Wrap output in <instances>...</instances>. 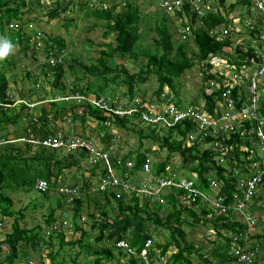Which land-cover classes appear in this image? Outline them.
<instances>
[{"label": "trees", "instance_id": "16d2710c", "mask_svg": "<svg viewBox=\"0 0 264 264\" xmlns=\"http://www.w3.org/2000/svg\"><path fill=\"white\" fill-rule=\"evenodd\" d=\"M45 1L39 0L38 3L43 4V6L41 5L42 8H47L48 21L59 18L62 14H66L71 10L78 11L86 8L88 15H93L96 19L105 21V36H109L114 32L115 40L105 44V49L100 51L97 63L92 60L91 63L77 59L73 60L75 66L69 65V67L74 70L77 66L79 69L84 70L88 74L89 80L87 85L77 84L71 91H68L66 89L67 85L60 82L65 74L64 66L59 65L61 60L59 52L66 48L64 40L61 37L52 38L46 36L47 38H45L43 35H39L38 32L40 31H27L26 26L36 23H31V21H35L38 18L41 19L43 16L40 10L33 9L32 0H0V38L7 39L13 46H19L25 53L31 48L35 52L38 50L42 52L41 55L33 54L32 63L25 70V77L33 78L37 83L42 80L49 81L50 85L61 90L58 95L63 98L56 100V97H52L48 105L39 106L37 104L36 116L33 117L30 104L35 102L25 100L18 104L17 99L11 93L10 78L6 75L5 70L13 64V61L6 57L1 60L0 68V128L4 127L6 123H16L22 120V111L27 109L31 111L30 113L28 112L31 133L34 135V139L41 141L51 138V136H58L57 134L60 132H45L44 129L49 127L48 117L50 115L57 118L61 110L68 108L67 105L73 109L82 108L80 117L82 118L83 127L87 125L89 119H95L97 121L95 130L102 136V141L107 144L111 143L117 135L113 132L114 128L136 133L140 143L138 149L130 150L123 156H119L116 153L115 156L121 158L122 161L131 160L133 162L134 167L130 170L131 174L137 173L143 176L145 174V166L148 164L150 166V172L147 173L149 178L158 177L160 179L167 177L172 172L168 167L169 158L174 154H179L182 161L180 168L188 169L189 178L194 179L195 185H198L201 193L193 199L192 204H197L195 206H189L182 201L183 190L177 186L163 187L159 192L152 193V196L149 194L141 196L136 190H133L122 197H117L113 190L107 189L103 191L99 190L97 186L94 190L96 193H92L91 186L93 185L88 178L80 188L81 193H84L86 198L74 197L72 199L74 235L79 233L80 235L77 238L72 236L69 241L65 242V226L60 225L55 232L50 234L49 238H46L43 235L41 225L28 228L22 223L25 213L21 210L16 211L13 208L14 201L6 191L9 187L7 185L10 184L9 178L12 176V179H15V183L26 191L35 188L37 179L49 181L51 189L54 186L57 187L58 183L65 185L67 179L64 178V169H69L73 166L81 167L82 160L80 159L87 160L90 152L86 148H78L69 150L70 153H65V147H47L43 146L41 142L33 143L19 140L23 137L19 134H16L14 138H9L8 134L0 133V135H6L7 139H12L11 142L0 145V212L4 216L14 217L13 230L6 236V241L9 243V252L5 258H2L3 250L0 247V258L2 259L0 264H15L17 260H20V264L31 260V255L34 253L29 251V244L34 252L39 255L41 262L43 256L49 257L50 261L47 264H84L85 262L80 258L82 253L85 258L93 254V259L87 260L89 264H107L109 261H115V264H141L142 261V264H147L143 258L144 251L149 258L156 261L160 258V253H157L156 248L161 249V254H166L172 244H175L177 251L170 256L167 264H193L192 256L194 254L199 256L204 264H214L210 261V258L205 257L200 252L199 248L195 247L194 243H190L186 239V231L182 226L187 223L188 216H194L197 221L202 219L198 216L195 207L201 205L203 193L206 194L212 191L209 185V177L223 180L222 191L225 190L227 195H231L236 190L239 173L235 174V167L230 166L228 162H220L218 159L219 154L213 148V145L210 146L211 141L222 140V138L207 133L208 131L200 128L198 122L191 123L187 118L181 124L172 126L161 122H151L147 126H141V124L145 122L144 114H147V116L154 115L148 106L150 103L160 105L171 101L177 108L188 110L193 107L201 108L199 104V98H201L205 104L204 109H208L209 114H215L218 102L223 99V93L226 91H222V87H216L224 84L223 78L228 79L230 84L233 85L229 96L234 99L235 110L242 108L247 96L245 95V90L243 92L240 81L243 80L247 86L250 83L249 76L247 77L244 72L251 70L249 72L251 74L256 68L255 62L259 60L258 50L263 44V40L256 34L261 33L262 28L260 27L264 23H259L263 20H258V17L252 12V17L255 20L248 21V26H242V28L248 29L249 37L254 42L250 45H245L239 39H236L235 34L237 32L235 30L238 31L241 28L235 24V17L232 12L238 7L241 9L244 7L249 8L252 1L239 0L227 7V0H218L215 6L210 4H214L216 0H181V5L176 7L174 11L176 15H182L183 12H186L187 17L185 18L184 26H189V32L185 28L183 29L184 37L187 39L182 41H176L174 33L172 31V33L169 32L171 26L168 24V20L173 21V18L170 17L172 15L165 7L167 15L164 16V19L158 21L159 17H156L157 19L153 20L155 23L154 30L160 37H154L151 41L153 48L147 50L142 49L140 46V43L147 38V35L143 34L146 30L141 29L140 23L151 25V21L142 15L143 11L133 0H125L126 5L121 11H117V4L114 0H99V7L91 4L90 0H51L50 4ZM106 1H113L114 4L106 7ZM222 7L225 8L226 13L222 11ZM33 11L35 15L32 14ZM25 14L30 16V21L24 18ZM193 23H198V26L193 25ZM150 27H148V33L151 31ZM215 29L217 30L216 33H214ZM225 31L227 32L225 33ZM229 32L234 34L229 35ZM88 41L90 44L93 43L89 39ZM191 41H193L195 49H191ZM234 42L237 43L232 52L227 51V48L232 46ZM111 48L114 49L112 55L121 59H137L143 54L146 55L148 57L147 69L143 68L140 72H133L129 71L126 65H122L120 68L110 66L107 57L110 56L109 50ZM41 57H45V59H41ZM223 58H226L228 64L232 65L228 66L225 71L230 70L238 74V77L235 78L233 74L227 75L221 73V71L212 72V60ZM196 63L203 71V79L197 85L199 88L198 93L190 100L191 104L185 105L177 79L184 76L185 72L193 68ZM204 67H207L206 71ZM122 74L125 76L124 80L128 83V89L123 94H117L114 85L117 83L116 79L118 76H122ZM150 74L157 76L159 87L155 90V95L152 98H146L144 94H140L136 84L146 81ZM215 74L221 76L214 77ZM51 79L53 80L51 81ZM110 87L114 89L113 92L107 91ZM164 87L171 89L173 95L166 93ZM43 92H45V88ZM90 92H96L95 96L98 98L104 96L112 103L115 101L114 107H117L118 104V107L125 111L133 108H137V110L131 113L125 112L122 115L118 113L109 115L105 113L103 108L87 99ZM106 92L111 94H106ZM78 96L86 98L79 100ZM21 100H24V98H21ZM40 101L43 100L38 102ZM261 102L262 106L260 109L262 114H264V99ZM19 105L22 106L20 111L16 110L13 115L8 113L10 109ZM162 131H165L166 134L162 135ZM29 133L24 135V137L28 136V139H32ZM191 135H194V137L191 140L192 143H189L187 136ZM69 137L71 136L67 132L62 134L63 140H67ZM204 137L206 141L203 139ZM225 139L227 140L224 141V144L229 146L232 152L235 151L236 153V157L232 158V162L236 164V167L240 168V172H244V174L251 172L253 168H251L250 164L248 165V162L256 166L254 162L258 156L244 161L242 155L255 152L253 142L257 143V141L255 139L251 140L248 135L243 136L242 129L236 130L235 133L230 135V138ZM144 140L158 141L163 148L167 147L169 150L167 158L163 161L153 160L149 153L151 152L150 149L142 148ZM207 143L208 146H204ZM242 145L249 149L245 151ZM105 149H108V147ZM115 157L112 158L113 164H115ZM33 162L35 163L34 165H29ZM259 165L263 167L261 163ZM96 167H99L98 170H102L101 175L103 177L106 171L104 163L99 161ZM120 168L122 171L127 170L123 167ZM54 169L57 170L55 171ZM90 170V176L95 177L97 169ZM151 173L153 175L149 176ZM142 176L139 181L134 182L139 183L145 180ZM170 176L174 177V180L175 178L178 180V177ZM76 178V174H73L72 179ZM150 182L159 185L160 180L151 179L147 181V183ZM68 186L75 189L79 184L75 182L68 184ZM51 189L42 192L45 197H49ZM67 195L63 194L65 197ZM156 195H162L161 199L155 200L154 196ZM85 200L87 202L93 200L95 206L101 209L102 217L99 222L93 221L91 230H86L81 223ZM254 200L264 201V187ZM58 205H62V202ZM35 206L36 204L33 205V207ZM164 207H169L166 218H162L160 215V211ZM254 208L252 204L251 210H254ZM116 209L119 210L118 213L111 217L110 214L114 213ZM50 212L46 222L47 225L53 227L56 222L55 210L51 209ZM202 212L207 214L209 210L203 208ZM230 216H233L232 213L229 215L221 214L214 219V222L225 220L223 226L228 232H231V235H222L220 233L226 242L221 245L217 244L215 247L213 251V256L217 259L215 264H262L264 262V230L260 234L255 235L256 240L249 244L244 241L243 234H241L248 228L247 223L237 219L229 221ZM1 222L3 221H0V224H2ZM150 223L169 228L172 240L164 243L156 242V245L150 244L148 248L146 243L154 241ZM234 234L240 235L238 242L243 248V252L249 254L248 259H241L239 256L229 254L228 250L232 244V235ZM93 235L95 237L94 242L91 240ZM55 240L59 242L57 249L54 247ZM121 241H124L126 246H118ZM96 242L105 244L97 247V245L95 246ZM67 245H79L80 250L69 253L67 252ZM43 264H46V262H43Z\"/></svg>", "mask_w": 264, "mask_h": 264}, {"label": "rangeland", "instance_id": "374dc122", "mask_svg": "<svg viewBox=\"0 0 264 264\" xmlns=\"http://www.w3.org/2000/svg\"><path fill=\"white\" fill-rule=\"evenodd\" d=\"M39 1V0H38ZM37 0H32L31 5L33 6V9H38L42 13V18L37 19L26 26L27 31L31 32H38L39 35H43V37H61L65 44L66 48L63 51L59 52L60 62L59 65L64 66L65 74L61 78V83H65L67 85L66 89L68 91H71L74 86L77 84L79 85H87L88 84V74L85 73L84 70L79 69L77 66L73 70L69 67V65L75 66L74 59H77L79 61H83L86 63H91V60L95 63H97V59L100 56V51L105 49V44L114 42L115 40V33L112 32L109 36H105L106 31V25L104 24L105 21L96 19L93 15H88L86 13V8L79 9L78 11H69L66 14H62L59 18H56L54 20L48 21L47 16V8H42L41 5L43 4L38 3ZM85 1V0H83ZM136 5L143 11L142 15L145 16L147 19L151 21V25H148L147 23H140V27L142 30H146L144 32V35H147V38L140 43V46L142 49H152L153 44L152 40L154 37L159 38L160 35L156 33L154 30L155 23L153 20H156V17L158 18V21H161L164 19V16L167 15L166 8L169 10V13L171 18H173V21L168 20V24L171 26V30L169 32L174 33V39L176 41L179 40H185L187 39L184 37L183 29H184V22L186 16V12H183L182 15H176L174 10L169 9L168 6H166L165 0H133ZM239 0H227L226 6H230L231 3H235ZM256 4L258 5V0H255ZM47 4L51 3V0L45 1ZM114 2L117 4V11H121L122 8L126 5L125 0H114ZM113 1H106L105 6L110 7L114 4ZM91 4H95L99 7L100 2L99 0H90ZM217 3V2H214ZM214 5V4H212ZM254 5V4H253ZM41 7V8H40ZM72 9V8H71ZM222 11L225 13L226 10L224 7L221 8ZM42 10V11H41ZM35 15L34 11L32 13ZM232 15L235 17L234 22L237 24L241 29H238L237 34H235L236 39H239L240 42L244 43L245 45H250L254 42V40L249 37L248 29L242 28V26H248V21H252L251 15L244 14L243 16L240 15V11L237 8V10H234L232 12ZM25 19H28L30 21V16L27 14L24 15ZM245 19V21H243ZM242 21V22H240ZM187 22V21H186ZM240 22V23H239ZM242 23V24H241ZM193 25L198 26V23H193ZM151 26V27H150ZM148 27L151 28V31L148 33ZM171 32V33H172ZM233 32H229V35H232ZM234 34V33H233ZM47 36V37H46ZM92 41L93 43L90 44L88 41ZM237 42H234L231 46V48H227L228 51H232L233 48H235ZM191 49H195V45L193 41H191L190 44ZM246 48V46H245ZM112 51H114L113 48L109 50L110 56L108 58V64L112 67L120 68L122 65H126L127 69L129 71L133 72H140L141 69H147V62L148 57L146 55H141L139 58L135 59H121L119 57H114L112 55ZM41 55V51H34V49H29L27 53H25L23 50L20 49L19 46L15 45L13 46V50L6 56L9 60L13 61L7 70H5L6 75L10 78V89L13 97L15 99H21L22 97L25 98L29 102H35L34 104H30L32 109V116L35 117V111L38 106L40 105H48L49 101L52 100V97H56V100L63 99L58 93L61 91L59 88L54 87L53 85H50V82H46V80H42L41 82L37 83L34 81V79H29L25 77V70L28 69L31 61L33 60L34 55ZM44 56V55H43ZM5 57V58H6ZM3 58V59H5ZM41 59H45V57H41ZM2 59H0V68H1V62ZM90 60V61H88ZM196 61V60H194ZM214 69L220 70L221 73H225L227 75H232V72L230 70H226L228 60L226 58L216 60L214 61ZM78 65V64H77ZM225 71V72H224ZM249 72L251 70H248V72H244L247 77L249 75ZM184 76L177 79V82L180 84V89L183 94V100L185 105L191 104V99L195 97L198 93V83H201V80L203 79V71L201 70L198 63L195 64V66L185 72ZM149 78L146 81H142L140 83H137L136 86L140 90V94H144L146 98H152L153 95H155V90L159 87L158 79L155 74H150L148 76ZM125 76L122 74V76H118L115 83V92L117 94H123L128 89V83L124 80ZM186 79V80H185ZM53 79H51L52 81ZM224 83L228 84L230 83L228 79L223 78ZM52 84V83H51ZM241 86L243 87V90L248 91L249 93V85H245L244 81H240ZM42 86V87H41ZM45 88V92H43V89ZM260 88L264 89V84L260 85ZM114 89L110 87L107 91L113 92ZM164 91L166 93H169L170 95H173L171 89L169 90L168 87H164ZM106 92V94H111ZM55 94V95H54ZM97 94L96 92H90L88 95V98L90 100H95ZM262 99H264V95H261ZM139 98V97H138ZM199 104L203 108L205 106L204 102L201 98H199ZM31 100V101H30ZM39 100H43L38 102ZM171 102V101H170ZM169 102L162 103L158 105L160 107V110H163V112L170 111L173 107L172 104H168ZM259 106H262V102H258ZM68 108L66 110H61L58 114V117L55 118L53 115H50L48 117V125L49 127L44 129L45 132L55 131L58 133L64 134L67 132L68 135H70L72 138L76 139H82L88 141L89 144H94L97 150H104L106 147L108 149H112V151H115V154L117 153L119 156H123L130 150H137L140 146L139 139L136 135V133L131 131H121L117 128L113 129V132L116 133L117 137L115 136L114 140L111 141V143L107 144L104 141H102V136L98 134V132L95 130V127L97 126V121L93 118L89 119L87 122V125L83 127L82 124V118L80 117V112L82 111V108L73 109L71 106L67 105ZM148 106H150L153 109V112L156 114H159V110H156V105L154 103H150ZM16 108V109H15ZM15 108H12L8 111L10 115L15 114L16 110H21L22 106L19 105ZM186 111V110H185ZM28 112L31 111L27 109H23L22 120H19L16 123H6V125L3 127V130H0V133L8 134L7 136L9 138H13L16 136V134H19L20 136L27 135L29 132L31 133V128L29 127L30 120L28 117ZM205 112V111H204ZM224 111L220 112L222 114ZM27 114V115H26ZM240 116V115H239ZM215 117H213V120L216 121L219 125L215 126L214 132H217L220 130V126L224 125V121L216 120ZM211 116L206 113L205 117H201L199 120L202 121H210ZM231 120V119H230ZM232 121V120H231ZM230 123H233V121ZM240 119L238 117L237 120V126L240 125L239 123ZM150 120H145L141 126H147L151 123ZM162 124H166L162 122ZM234 124V123H233ZM167 125V124H166ZM264 125V124H263ZM203 126V125H201ZM241 127H245V125H241ZM30 128V129H29ZM245 130V128H243ZM29 133V134H30ZM166 134L165 131H162L161 133ZM244 135V134H243ZM6 135H0L2 139L7 138ZM187 141L189 143L191 142V139H189L190 136H187ZM194 137V136H193ZM252 137V138H251ZM191 138V137H190ZM250 139H256L255 136H250ZM257 140V139H256ZM90 141V142H89ZM204 146H208L207 144H204ZM254 151L251 154L248 155H242V159L244 161L251 160L255 157H257L256 161L254 162L256 166L251 165V163L248 162V165L250 164L251 168L258 167L259 163L264 166V149L261 147L259 142H253ZM143 149L149 148L151 152L150 156L153 160H159L163 161L167 158L169 155V150L167 147L163 148L161 146V143L154 140H144L143 141ZM242 148L246 151L249 148L242 145ZM251 148V147H250ZM253 150V149H252ZM65 153H68L69 150L66 149L64 151ZM70 153V152H69ZM221 154V153H220ZM230 156L235 157L236 153L235 151L233 153H229ZM226 153H223L221 156L224 158V162H228L229 158H225ZM234 155V156H233ZM27 156V155H25ZM219 156L218 159L221 157ZM29 157V156H28ZM79 157V156H78ZM81 158V157H79ZM30 159V158H29ZM81 167H75L69 169H64V178L67 179V182L65 185H61L60 183L57 184V187H53L49 193V197H45L42 191L37 190L36 188H32L31 190H25L24 188L19 187L15 183V179H12V176L9 178L10 184L8 189L6 190L8 194L12 197L14 201L13 208L17 211L21 210L25 213V218L22 220V223L25 225V227L28 228H34L36 225H41L43 228V235L46 238L50 237V234L55 232L57 229L55 226L51 227L50 225H47L46 220L49 217V214L51 213V209L55 210V217H56V226L57 225H64L63 222H61L63 219H67L70 221L69 224L65 225V233H66V241H69V239L77 238L79 234L74 235V227L71 225V218L74 213L73 209V202L71 200V196L73 197H83L86 198V195L81 193L82 191L80 188L82 187L85 180L88 178L92 182L91 190L92 193H96L95 187L100 183L102 170H98L96 165L98 162H94L90 156H87V160L81 158ZM168 167L169 170H172V172L177 173V176L182 178H187V175L189 174L188 169L186 168H180V165L182 163L181 157L179 154H174L169 158L168 160ZM35 163H31L29 165H34ZM97 169V174L95 177L90 176V169ZM237 169H240L239 167H236ZM86 169V170H85ZM125 169V168H124ZM55 171L57 169H54ZM85 170V171H84ZM242 172L239 170V180L242 179L240 176ZM73 174H76L77 178L72 179ZM151 173L149 176H152ZM142 174L132 173L131 179L133 181H139L141 179ZM91 177V178H90ZM143 178H148V174L145 173L142 176ZM53 179H55L53 177ZM60 179V178H59ZM7 181V182H9ZM77 182L79 184L78 187L69 188L71 186H68V184H73ZM65 189V190H64ZM219 189H221V183L218 182V188L217 186H214L210 193L207 194L208 198H203L202 203L199 206H196L195 209L197 210V214L200 218H202L200 221H197L194 219V216H188V221L186 224H183V228L186 231V239L190 243H194L196 248L200 249V252L205 256L210 258V261L212 263H217V259L213 256V251L217 244H223L225 243V239L223 236L220 235H231V232L227 231L225 227L223 226V223L225 220L222 221H216L214 222V219L219 217L222 213L216 209L218 207L215 204V200L217 197V194H219ZM67 190V191H66ZM72 190V191H71ZM154 190V189H153ZM149 192V193H148ZM154 191H148L145 190L143 192H139L141 196H144L145 194H151L154 193ZM222 192V189L220 190ZM69 193V194H68ZM64 195H70V197L67 195V197ZM62 195V196H61ZM58 196V197H57ZM162 195H156L154 196L155 200H160ZM185 204L189 206H195L197 204H192L193 201H184ZM62 202V205H58ZM33 207V205H35ZM58 205V206H57ZM254 210L252 211L253 214L256 216H260L259 220H257L256 225L253 227L247 228L245 232L243 233V239L247 243L251 244L256 240L255 235L260 234L262 230H264V201H254ZM216 206V207H215ZM164 207L160 211V215L162 218H166L168 216V210L169 207ZM203 208H207L209 210V213L205 214L202 212ZM119 210H115L114 213H111L110 216L114 217ZM229 215V214H228ZM233 216H230L229 221H235L237 219L238 221L242 220L243 218H239L236 213H232ZM89 216V217H88ZM81 223L86 228V230H91L93 221L99 222L101 219V209L99 207L95 206V202L85 200L83 205V212L81 216ZM208 218V219H207ZM207 219V220H206ZM0 221L2 224H0V247L3 250V253L1 254L2 258H5L7 253L9 252V243L6 241V236L10 231L13 230V223H14V217H8L4 216L0 212ZM216 223V224H215ZM151 233L153 235V239L150 244L156 245L157 243H164L168 240H172L171 236V230L169 228H166L162 225H155L151 224ZM179 237V236H178ZM233 239L237 240L239 239L240 235H232ZM94 235L92 236L91 240L94 242ZM55 245L54 247L57 249L59 246L58 240L54 241ZM103 242H96L95 246L100 247L104 245ZM28 249L30 252L34 253L31 255V260L26 261L25 263H32V264H43V262L46 264L49 263V257L43 256L42 262L39 258V255L34 252V250L31 248V245H28ZM67 252H76L80 250L79 245H67ZM157 253L160 252V249L156 248ZM177 251V247L175 244H172L170 246L168 254L171 255L172 253ZM38 255V256H37ZM93 254L90 255L88 258L84 257V254L82 253L80 255V258L83 259L85 262L84 264H89L87 260L93 259ZM168 257V256H167ZM167 257H165L167 259ZM85 259V260H84ZM2 259L0 258V261ZM193 264H204L201 261V258L197 255L192 256ZM20 260H17L15 264H19ZM147 263L149 260H145ZM107 264H115V261H109ZM142 264V263H141ZM264 264V262L262 263Z\"/></svg>", "mask_w": 264, "mask_h": 264}, {"label": "built area", "instance_id": "2783aa9c", "mask_svg": "<svg viewBox=\"0 0 264 264\" xmlns=\"http://www.w3.org/2000/svg\"><path fill=\"white\" fill-rule=\"evenodd\" d=\"M256 4V1L253 0ZM166 6L169 7V9L174 10L176 7H179L181 5V0H166L165 1ZM257 5V4H256ZM258 8L261 10V19L264 23V0H258ZM186 30L189 31V27H186ZM227 31H225L226 33ZM261 40H263V44L261 45V48L258 50V61L255 62L256 68L253 70L252 75L249 77V95L243 102L242 108H239V110H235V102L234 99L231 98L229 95L231 93V89L233 88V85H229L228 89L224 92V101L227 105V109L222 114H216V115H210L211 119L210 121H202L199 120L201 117H205L207 112H204L202 109L193 107L188 110L177 108L173 103L169 102L168 104H172L173 107L170 111L163 112V110H160V107L156 105V110H159V114H156L153 112V109L150 107L151 112L154 114L153 116H147V114H144L145 120H150L152 122H164L168 126H172L175 124H181L184 119L190 120L191 123L198 122L200 125V128L202 130L208 131L207 133H211L213 135H216V137H221L222 140H215L214 142L211 141L210 146L213 145V148L217 151L219 156H221L223 153H226L225 158L228 159V163L230 166L235 167V174L239 173V169L236 168V164L232 162V156H230V152H232L229 149V146H226L224 144V141L227 140L225 138H230V135L232 133H235L236 130L242 129V135H248V136H255L256 141L260 143L261 147L264 149V114H262L260 106L258 102L262 99V89L260 88V85L264 84V32L262 35L259 36ZM254 59V58H253ZM257 60V58H255ZM254 61V60H253ZM230 66L227 64V67ZM233 76L236 78L238 77V74L233 73ZM84 96H78V99H85ZM90 100L89 98H87ZM99 107L103 108L108 113H131L132 111L137 110V108H133L130 110H122L120 107H114L109 104L108 98L100 97L95 100H91ZM240 115V116H239ZM216 116V120L224 121V125L220 126V130L217 132H214L215 126H218L219 124L213 120V117ZM238 117L240 119L239 123L240 125L237 126V120ZM233 123H230L231 120ZM231 121V122H232ZM203 125V126H201ZM241 125H245V130L241 127ZM210 129V130H209ZM58 136L46 138L44 140L38 141L35 139H28L29 142L39 143L41 142L44 146H51V147H65L68 150H75L78 148H86L89 150V156L94 162H101L104 163V169H106L104 176L100 177L101 181L97 188L99 190H107L111 189L115 192L117 197H122L124 194L130 193L133 190H136L137 193L143 192L145 190L148 191H154L155 193L159 192L161 188L167 187V186H177L183 190V196L182 200L184 201H193L195 197H197L200 194V191L196 188L194 180L190 179H179L180 177L177 176V173L171 172L170 175L178 177V180H174V177H171L170 175L164 178H145V180L140 181L139 183L134 182L131 179V172L130 170L133 169L134 164L131 160L122 161L121 158L115 157V151H112V149H105V150H97L96 147L92 144H89L88 141L82 140V139H76L69 137L67 140H63L62 134L58 133ZM194 135H191L189 139H193ZM252 138V137H251ZM206 141V138H203ZM221 153V154H220ZM115 157V164H113L112 158ZM219 161L222 163L224 162V158L221 156L219 158ZM123 167L127 170L122 171L120 170ZM255 169L252 174L244 179H240L238 177V182L236 186V190L232 192L231 195L223 194L220 192L221 189H219V194H217L215 204L218 206L216 207L217 210H219L222 214L228 215L230 213H236V215L240 218H243L244 221L240 220L241 222H245L248 225V228L253 227L256 225L258 217L255 216L252 213L251 210V203L252 201L258 196V194L262 191L264 187V166L258 165V167L253 168ZM145 173L150 172V166L146 164ZM160 180L159 185L153 184L152 182L147 183L148 180ZM211 188L214 186H217L218 188V182L215 180L210 181ZM222 187V185H221ZM35 188L37 190H40L42 192L50 190L51 184L49 181L45 179H37ZM154 189V190H153ZM65 190V189H64ZM67 191V190H66ZM72 191V190H71ZM149 193V192H148ZM69 194V193H68ZM70 197V195H69ZM203 198H208L207 195L202 194ZM71 200L74 198L73 196L70 197ZM61 222H63V226L70 223L66 218L63 219ZM55 225V228L58 229L60 225ZM66 227V226H65ZM148 241L147 246L150 245ZM237 243L239 244L238 240ZM118 246H126V243L124 241H121L118 243ZM229 254H233L236 256H239L241 259H248L249 254L243 252V248L240 245L236 244V239H233L232 244L230 246V249L228 250ZM144 260H150V258L147 256L146 252L143 253ZM147 263V262H146ZM28 264H32L31 262ZM147 264H150L148 262Z\"/></svg>", "mask_w": 264, "mask_h": 264}, {"label": "crops", "instance_id": "0c3cea01", "mask_svg": "<svg viewBox=\"0 0 264 264\" xmlns=\"http://www.w3.org/2000/svg\"><path fill=\"white\" fill-rule=\"evenodd\" d=\"M252 1V4H251V6L249 7V8H246V7H244V8H240V7H238V9H239V11H240V15L241 16H243L244 14H248V15H250L251 14V17H252V12H254V14L258 17V20H261V10L258 8V6L255 4V2L253 1V0H251ZM215 2H218V0H216ZM254 4V5H253ZM206 5V4H205ZM211 6H215V3H214V5H212V4H210ZM235 10H237V8L235 9ZM226 13V12H225ZM245 16V15H244ZM252 19L253 20H255L253 17H252ZM243 21H245V19L243 20ZM241 22V21H240ZM259 23H263L262 21H260ZM260 28H262V30H261V33L260 34H256V35H262V33L264 32V25H261V27ZM217 32V30L215 29L214 30V33H216ZM261 47V46H260ZM260 47H259V49H260ZM229 48V47H228ZM230 48H231V46H230ZM233 50V49H232ZM228 51V50H227ZM229 52H232V51H229ZM227 58V57H226ZM218 60H220V59H218ZM214 61H216V59H213L212 60V65H213V67H212V72L213 73H216V72H219L220 70H215L214 69V64L215 63H213ZM228 64V63H227ZM231 65V64H230ZM204 70L206 71L207 70V67H204ZM219 76H221V75H217V74H215L214 75V77H219ZM251 76V75H250ZM249 76V77H250ZM248 77V78H249ZM249 85V84H248ZM262 90L264 91V89L262 88ZM243 92H244V90H243ZM245 95L248 97V95H249V93H248V91H245ZM246 97V98H247ZM245 98V99H246ZM227 109V105H226V103H225V101L222 99L221 101H219L218 102V107H217V110H216V113L214 114V115H216V114H219L220 112H222V111H225ZM208 109H206V111H207ZM0 130H3V127L2 128H0ZM230 153H233V152H230ZM234 156V155H233ZM236 157V156H235ZM255 169H253L251 172H249V173H245L244 174V172H242L241 174H240V176L242 177V178H244V179H246V178H248L251 174H252V172L254 171ZM211 180H215L216 182H220L221 183V185H222V187H221V189L223 188V186H224V181L223 180H219V179H217V178H215V177H209V185L211 186V184H210V181ZM196 188L200 191V193H201V189L198 187V185H196ZM222 193L223 194H226V191L225 190H223L222 191ZM204 194V193H203ZM208 193H206V194H204V195H207ZM72 219V218H71ZM71 225L73 226V219L71 220ZM74 227V226H73ZM241 234H243V233H241ZM158 249H160V248H158ZM157 251V250H156ZM168 252L169 251H167L166 252V254H161L162 252H161V249H160V258L158 259V260H152V258H150V260H149V262H150V264H167V262L169 263V259H170V256L173 254H171V255H169L168 254ZM168 256V257H167ZM165 257H167V259L165 258ZM154 262V263H153ZM141 263H142V261H141Z\"/></svg>", "mask_w": 264, "mask_h": 264}, {"label": "clouds", "instance_id": "9594fccd", "mask_svg": "<svg viewBox=\"0 0 264 264\" xmlns=\"http://www.w3.org/2000/svg\"><path fill=\"white\" fill-rule=\"evenodd\" d=\"M166 1V0H165ZM186 27H189L188 25L187 26H184V28L186 29ZM187 31V30H186ZM187 32H189V31H187ZM13 50V45L7 40V39H4V38H0V59H3V58H5L11 51ZM230 66H232V65H230ZM232 72V71H231ZM250 75H252V73L250 74L249 73V75L248 76H250ZM229 85H230V83H228V84H226V83H224L223 85H219V86H216V87H222V91H225V90H227L228 89V87H229ZM262 95H264V91H262ZM23 98V97H22ZM88 98V97H87ZM96 99H98V97H96ZM223 99H224V93H223ZM26 99L24 98V100H21V99H18L17 100V103L18 104H20L21 102H24ZM109 100V99H108ZM262 100V99H261ZM91 101V100H90ZM116 102L114 101L113 103L111 102V101H109V104L111 105V106H113L114 104H115ZM117 107H118V104H117ZM200 109H202L203 111H205V112H207L208 113V111H206V109H204V107L202 108H200ZM105 111V110H104ZM105 113H107V114H109V115H112L113 113L115 114V112H112V113H108L107 111H105ZM209 114V113H208ZM210 115H214V114H210ZM30 137L31 138H35L34 137V135L32 134V133H30ZM28 137V136H27ZM27 137H22L21 139H19V140H25V141H28V138ZM52 137V136H51ZM14 138V137H13ZM36 140V139H35ZM12 141V139H7V138H5V139H2V138H0V145L2 144V145H4V144H6V143H9V142H11ZM34 143V142H33ZM44 146V145H43ZM47 147H51V146H47ZM105 150V149H104ZM179 177V176H178ZM179 179H181V177L179 178ZM183 179V178H182ZM186 179H190V180H194V179H192V178H189V176L187 175V178ZM99 185V184H98ZM97 185V186H98ZM212 189V188H211ZM181 199H182V197H181ZM254 201L255 200H253L252 201V203H251V205L254 203ZM253 211V210H252ZM253 213V212H252ZM257 216V215H256ZM258 217V216H257ZM148 243V242H147ZM147 243H146V246H147ZM148 248H149V246H147ZM20 264H26L25 262H22V263H20Z\"/></svg>", "mask_w": 264, "mask_h": 264}]
</instances>
